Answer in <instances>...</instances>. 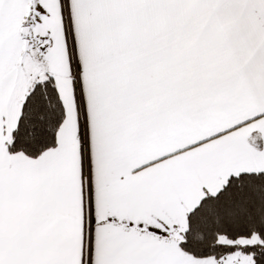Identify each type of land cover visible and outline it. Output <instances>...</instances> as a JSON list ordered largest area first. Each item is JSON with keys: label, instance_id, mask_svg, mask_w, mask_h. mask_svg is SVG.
Returning a JSON list of instances; mask_svg holds the SVG:
<instances>
[{"label": "snow or ice", "instance_id": "obj_1", "mask_svg": "<svg viewBox=\"0 0 264 264\" xmlns=\"http://www.w3.org/2000/svg\"><path fill=\"white\" fill-rule=\"evenodd\" d=\"M0 264H264V0H0Z\"/></svg>", "mask_w": 264, "mask_h": 264}]
</instances>
